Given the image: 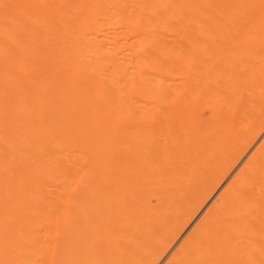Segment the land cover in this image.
Wrapping results in <instances>:
<instances>
[{
    "label": "bare ground",
    "instance_id": "6f19581e",
    "mask_svg": "<svg viewBox=\"0 0 264 264\" xmlns=\"http://www.w3.org/2000/svg\"><path fill=\"white\" fill-rule=\"evenodd\" d=\"M247 4L0 0V264L261 258Z\"/></svg>",
    "mask_w": 264,
    "mask_h": 264
},
{
    "label": "snow or ice",
    "instance_id": "6c2138e0",
    "mask_svg": "<svg viewBox=\"0 0 264 264\" xmlns=\"http://www.w3.org/2000/svg\"><path fill=\"white\" fill-rule=\"evenodd\" d=\"M2 7L5 10V14L7 15V11L9 8L18 7L16 5H2ZM242 7L246 8H259V16H260V25H261V62H262V69H261V76L264 78V0H259V4H247L242 5ZM215 23V21H213ZM245 24L248 23V21H244ZM230 35L238 36L240 35V29L236 30L235 34L230 33ZM262 226V239H264V219L261 221ZM248 227H251V225H248ZM260 259L256 260L254 258H249L245 261H203L201 264H264V244L261 245L260 248ZM5 264H18L16 261H8L5 262ZM83 264H115V262H108V261H91V262H83Z\"/></svg>",
    "mask_w": 264,
    "mask_h": 264
},
{
    "label": "rangeland",
    "instance_id": "374dc122",
    "mask_svg": "<svg viewBox=\"0 0 264 264\" xmlns=\"http://www.w3.org/2000/svg\"><path fill=\"white\" fill-rule=\"evenodd\" d=\"M198 215H199V214H198ZM198 215H197V216H198ZM197 216H196V217H197ZM191 226H192V225H190V226H188V227L190 228ZM189 228H187L185 232H187V231L189 230Z\"/></svg>",
    "mask_w": 264,
    "mask_h": 264
}]
</instances>
